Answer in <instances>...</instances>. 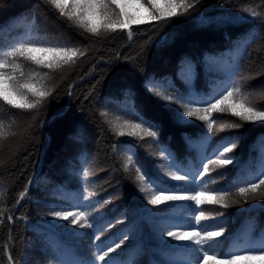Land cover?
Listing matches in <instances>:
<instances>
[{
  "label": "trees",
  "instance_id": "trees-1",
  "mask_svg": "<svg viewBox=\"0 0 264 264\" xmlns=\"http://www.w3.org/2000/svg\"><path fill=\"white\" fill-rule=\"evenodd\" d=\"M164 1L153 0L156 4ZM0 4L3 48L35 35L30 24L35 18L39 35L70 41L88 50L76 65L50 73L49 86L55 90L38 111L0 108V120L8 133L0 140V208L6 209L0 217V264L6 251L13 264L88 260L95 252L94 243H99L93 240L91 229L58 231L41 215L69 199L84 204L82 196L89 194L90 205L99 209L101 223L111 221L115 225L101 239H109L111 244L122 234L129 235L125 245L110 254L117 264H174L189 259L182 251L185 244L161 237L160 232L166 230L164 225L186 222L182 218H190L191 213L182 205L191 202L153 208L139 192L135 167L129 165L125 171L123 164L132 155L155 180L157 169L168 167V161L158 155L161 147H166L183 170L196 171L201 155H211L221 137L239 136L233 153L236 162L211 172L217 184L210 187L231 188L233 199L240 203L227 209L201 206L213 215L217 211L225 213L219 221H208L204 226L225 224L227 231L220 238L223 252L259 244L264 234V198L258 195L252 199L250 194L249 202L244 203L235 195L234 186H246L245 182L259 172L264 159V122L246 123L229 113H213L217 123L238 122L243 126L208 134L205 122L194 117L179 122L176 112L183 110L167 105L147 91L145 84L171 88L166 94L203 99L221 92L235 79L253 93L250 99L254 104L264 107V87H257L264 80V20L243 12L252 8L264 13V0H199L184 16L131 23V39L128 29L92 36L70 26L38 0H0ZM25 16L29 19H22ZM242 38L249 42L240 44ZM182 62L192 67V73L178 74ZM32 68L25 63V72ZM29 116L34 120L24 128ZM141 117L158 126L153 129L158 132L157 139L115 134L114 125L125 120L140 122ZM209 135L211 139H206ZM84 171L93 175L85 179ZM182 184L168 181L169 186ZM25 188L27 195L17 204ZM118 218L124 223H116Z\"/></svg>",
  "mask_w": 264,
  "mask_h": 264
},
{
  "label": "snow or ice",
  "instance_id": "snow-or-ice-1",
  "mask_svg": "<svg viewBox=\"0 0 264 264\" xmlns=\"http://www.w3.org/2000/svg\"><path fill=\"white\" fill-rule=\"evenodd\" d=\"M38 3H46L59 18L67 21L70 26L82 29L96 37L118 29H128L129 39H131L132 32L129 25L140 22L137 17L125 10L126 0H38ZM197 3L199 0H191V2L190 0H166L165 7L162 9L153 0H145L141 7H145L147 19L167 21L171 17L186 15ZM2 6L0 4V7ZM243 12L247 13L248 17H259L264 20V13L252 8H245ZM240 18L245 19L243 16ZM22 19L28 20L29 17L25 16ZM250 22L255 23L254 20ZM30 24L31 32L36 33L35 35L18 40L6 49L0 46V102H2L0 108L7 106L9 109L26 112L38 111L55 90L54 86H49L52 80L50 73L76 65L80 58L87 54V49L73 45L70 41L39 35L35 18H31ZM248 42L247 38H242L239 43ZM25 63L33 65L34 68L25 72ZM39 69L48 71H39ZM192 71L190 65L182 62L178 74H190ZM145 88L167 105L178 106V109H182L183 111L176 112L179 122H188L186 118L192 117L205 122L208 134L214 131L225 132L243 126L238 122L217 123V118L213 117V113H229L238 118V121L246 123L264 122V107L254 104L250 99L253 93L244 90L241 83L235 79L221 92L203 99L191 98L184 94H166L172 89H162L151 82L146 83ZM101 115L105 114L101 113ZM8 127L10 128L11 124ZM156 127H158L156 124L141 117L140 122L125 120L122 124L114 125L113 130L119 137H139L143 140L146 137L157 139L158 132L153 130ZM7 134L5 123L0 120V140L6 139ZM206 139H211V136H207ZM238 145L239 136L221 137L218 147L211 155H201V163L196 171L183 170L175 163L173 154L166 147H161L158 155L162 160L168 161V167L157 169L158 176L155 180L139 165L138 160L133 159L132 155H129L123 164L125 171L128 170L129 165L135 167L136 180L140 184L139 192L144 194L143 198L153 208H158L160 205L171 207L181 202H191L182 205L191 213L190 218H182L186 219V222L171 226L164 225L166 230L160 232L161 237H168L178 242H190L182 248V251L190 258L175 261L174 264H209V261H214L215 264H239V262L250 264L253 260H260L264 264V234L258 245L250 243L246 247L223 252L220 250V238L227 231L225 224L220 222L204 226L205 222L219 221L225 213L217 211L213 215L201 206L212 204L227 209L233 204L240 203L239 200L233 199L231 188L210 187V185L217 184L216 178H212L210 173L216 168L234 164L236 156L233 153ZM192 146L202 147V145ZM91 175H93L92 172H83L85 179ZM205 177L209 178L205 179ZM169 180L182 181L183 184L169 186ZM190 184L195 187H186ZM245 184L246 186H234L235 195L243 198L244 203L249 202L250 194L252 199H256L258 195L264 198V191H262L264 190V159H262L259 172ZM0 193H3L2 187H0ZM26 195L27 188L19 193L16 203L19 204ZM90 195H83L82 200H89ZM108 202L105 201V203ZM261 208L264 209V205H261ZM5 211V208H0V217ZM98 212L99 209L94 204H82L78 200L69 199L67 206L51 209L47 213L53 220L67 222L60 227L66 228L71 225L74 228L91 229L93 240L99 242L94 243L95 252L88 260L75 261L73 264H117L110 254L115 253L129 240V235L124 233L118 242L105 243L101 237L106 230L115 225L111 221L101 223ZM7 219L11 222L13 218L9 214ZM116 223L122 224L124 220L118 218ZM172 228L177 230H171ZM184 228L190 230H180ZM79 235H85V233ZM170 247L175 246L170 245ZM217 257L223 258L218 260ZM8 260L9 264H12L10 255Z\"/></svg>",
  "mask_w": 264,
  "mask_h": 264
},
{
  "label": "rangeland",
  "instance_id": "rangeland-1",
  "mask_svg": "<svg viewBox=\"0 0 264 264\" xmlns=\"http://www.w3.org/2000/svg\"><path fill=\"white\" fill-rule=\"evenodd\" d=\"M126 3H127V7H126L125 10L128 11L130 14H133L135 17H137L140 20V22L149 21V19H147V13L145 11V7H141V4H143L145 2H143L141 0H126ZM165 4H166V1H164V2H162L160 4H156V5L163 9L165 7ZM257 87L258 88L264 87V80H262L260 83H258ZM257 87H256V89H258ZM33 120H34V116H29V118L23 122V127L24 128L30 127V125H31ZM92 151H94V149H92ZM92 163L96 164L94 162H92ZM90 202L91 201L88 200L84 204H89L90 205ZM63 206H67V203L66 202L65 203H61L60 202L54 208L58 209L59 207H63ZM69 210H75V209H69ZM48 212H45L43 215H41V217H43L45 219V221H46L45 223H47L48 226H51V227H53L54 229H56L58 231H64V230H69V229H80V228H74L71 225H68L66 228L65 227H60L62 225H65L67 222L53 220L52 217L47 215ZM104 242L110 244L109 239L104 240ZM176 242L179 243V244H188V243H190V242H178V241H176ZM8 257H9V254H8V251H6V256L4 258L3 264H9ZM209 264H215V262L214 261H209ZM257 264H262V262L258 261Z\"/></svg>",
  "mask_w": 264,
  "mask_h": 264
}]
</instances>
